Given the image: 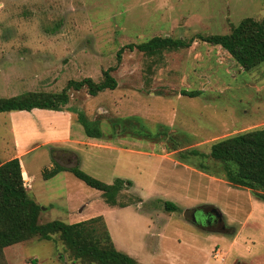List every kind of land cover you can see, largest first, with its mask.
<instances>
[{
  "label": "rangeland",
  "instance_id": "1",
  "mask_svg": "<svg viewBox=\"0 0 264 264\" xmlns=\"http://www.w3.org/2000/svg\"><path fill=\"white\" fill-rule=\"evenodd\" d=\"M246 17L263 20L264 0H0V97L57 94L69 80L91 77L98 82L111 68L115 89L95 96L85 88L69 89L62 109L71 111L74 120L78 111L95 120L101 140L119 136L140 141L154 154L174 151L165 156L168 160L161 159L156 183L168 175L167 201L179 211L168 212L163 199L141 198L134 190L135 183L147 184L148 163L142 179L137 166L125 170L134 180L119 199L133 203L110 207L99 190L71 173L44 179L42 172L53 158L64 166L78 163L81 170L111 183L123 172L113 167L112 154L87 146L79 158L77 151L45 141L51 134L39 126L30 135L18 131L17 142L12 123L25 127L38 118L46 122L47 133H55L57 117L0 112V159L7 160L18 150L25 154L23 163L36 173L27 190L41 208L38 223H69L104 210L112 242L137 264H264V201L216 176L219 163L207 156L215 141L264 127V62L244 70L226 50L197 38L229 33ZM154 36L194 41L153 55L125 48L117 59L122 46ZM182 91L199 94L191 97ZM171 160L197 169L208 165L213 171H202L201 178ZM205 206L221 213L224 228L193 221V210ZM68 207L74 210L70 217ZM0 264L97 263L75 258L54 234L50 240L36 236L4 248Z\"/></svg>",
  "mask_w": 264,
  "mask_h": 264
},
{
  "label": "trees",
  "instance_id": "2",
  "mask_svg": "<svg viewBox=\"0 0 264 264\" xmlns=\"http://www.w3.org/2000/svg\"><path fill=\"white\" fill-rule=\"evenodd\" d=\"M197 38L226 50L244 70H250L264 62V19L246 17L233 26L229 33L199 35ZM193 41L154 36L146 41L122 46L116 57L119 60L125 48L153 55L161 50L188 47ZM111 70H104L103 78L98 82L91 77L69 80L57 94L29 92L0 97V112L30 111L33 108L63 110L62 107L69 100V89L85 88L91 96L107 89H115L117 82L110 74ZM181 94L193 97L199 91H182ZM76 121L88 137H102L95 120H89L82 111L76 112ZM191 152L197 153L195 150ZM207 156L219 163L220 169L214 173L216 176L230 185L249 189L255 198L264 201V127L249 129L215 141ZM198 168L206 173L213 171L208 165H199ZM64 171L71 173L88 187L99 190L103 201L110 207L123 208L133 203L119 199L121 192L132 184L130 180L117 177L113 182L105 183L81 170L78 163L64 166L52 158V165L43 170L42 176L50 179ZM162 204L168 212L180 210L171 201L165 200ZM40 210L39 204L23 184L19 158L14 157L4 162L0 159V254L4 248L32 237L50 240L52 235L58 234L72 249L75 258L87 259L97 264H137L133 257L115 247L102 215L72 224L61 220L40 224Z\"/></svg>",
  "mask_w": 264,
  "mask_h": 264
},
{
  "label": "crops",
  "instance_id": "3",
  "mask_svg": "<svg viewBox=\"0 0 264 264\" xmlns=\"http://www.w3.org/2000/svg\"><path fill=\"white\" fill-rule=\"evenodd\" d=\"M25 112H39V114H51L54 115L55 117H57V122L54 123L53 125V129L55 131V133L53 131H50L49 133L46 132L47 129H49V127L47 126L46 122L44 120L41 119H32L30 122L27 123V126L25 127H18V124H11V132L13 134V137L16 139L15 134L18 131H23L26 132L27 135L30 134H34L36 131L34 129V127L39 126V127H43L40 128V130H43L42 132H45V134H51L50 136L45 137V141H50V140H55V142H57V144H59L60 146H63L64 148H69L71 150H75L77 151L78 157L80 158L81 154L86 153L85 151V147L90 146V147H96L99 149H103L106 150L108 153L112 154L115 157V162L113 167H119L120 170H123V172H118V177L122 178V179H129L133 182L134 179H131V175L128 174L127 171H125L127 168H130L131 166H137V177L139 178H143V173L145 171V174L147 172L146 170V165L147 163L150 165V173H148V180H147V184L143 185V186H137V184H133V188L134 190H139L141 195H138L141 198H146L147 196H151L154 195L156 198H161L164 201L167 200L168 195L170 196V192H168L167 188L169 187V185H167L166 180L169 179L168 175H164L159 182L158 186L156 183L157 180V175L160 171H158L160 168L159 165L161 166V159H165L168 160L165 156L168 154H172L174 151L169 152L168 154L164 155H158V154H154L152 151L153 148L150 147H145L146 145L143 143H140V141L137 140H126L125 138H121V137H116L115 139L113 138H107L105 140H101L102 138H91L88 137L85 133H82L81 131V127H79V125H76V120L73 119V114L66 110H47V109H39V108H33L30 111H25ZM41 120V121H40ZM59 120H62L61 124L56 125ZM42 125H41V124ZM78 123V122H77ZM79 124V123H78ZM83 130V128H82ZM84 132V131H83ZM17 142H19L16 139ZM98 142V143H95ZM28 153V151H27ZM26 153V155H27ZM24 153L21 154V152L18 150V154L15 156H11L9 159L17 157L20 160V164H21V170H22V179L23 181L26 180L29 182V187L28 189L32 188L33 182L36 179V173L32 172L28 166H26L23 161L22 158L25 156ZM21 155H23L21 157ZM141 157H144V159H142ZM146 157H148L149 159H146ZM153 158V159H152ZM7 159V160H9ZM5 160V161H7ZM4 162V161H2ZM171 163H173L174 166H180L185 170L190 171L192 174H195L201 178H203L204 173L198 168L195 167H189L188 165H186L185 163L178 161V160H171L169 161ZM122 165H127L126 167H124L122 169ZM51 166V165H50ZM152 168V170H151ZM118 171V170H117ZM136 171H134V173H136ZM65 172V171H64ZM62 172L58 173L57 175L61 174ZM69 173V172H67ZM55 175V176H57ZM117 178V177H115ZM114 178V179H115ZM27 188V187H26ZM156 194V195H155ZM87 203L84 205V207L82 209H80L79 211H83L86 208ZM67 212V217L72 216V213L74 212V210L71 207H68L66 209ZM105 213L106 211H102V216L104 217V219L106 220L105 217ZM97 215L94 214H89L85 217H78V218H72V220H70L71 222H69L68 224H72L75 222H79L81 220H86L92 217H95ZM106 222V221H105ZM107 225V222H106ZM108 231L109 234L111 236V239L113 238L111 230L109 229L110 227H108ZM113 240V239H112ZM116 247V246H115ZM123 252V251H122ZM127 254V253H126ZM129 255V254H128Z\"/></svg>",
  "mask_w": 264,
  "mask_h": 264
},
{
  "label": "flooded vegetation",
  "instance_id": "4",
  "mask_svg": "<svg viewBox=\"0 0 264 264\" xmlns=\"http://www.w3.org/2000/svg\"><path fill=\"white\" fill-rule=\"evenodd\" d=\"M193 215L196 216V220H194L195 223L200 224L201 226H213L215 224L216 226L224 228V225L222 223V217L217 218L215 216V212L212 211L209 207H201V209H194Z\"/></svg>",
  "mask_w": 264,
  "mask_h": 264
},
{
  "label": "water",
  "instance_id": "5",
  "mask_svg": "<svg viewBox=\"0 0 264 264\" xmlns=\"http://www.w3.org/2000/svg\"><path fill=\"white\" fill-rule=\"evenodd\" d=\"M212 211L215 212V216H216L217 218H221V217H222V216H221V213H220L219 211H217L216 209H212ZM192 219H193V221H194V220H196V217L193 215Z\"/></svg>",
  "mask_w": 264,
  "mask_h": 264
},
{
  "label": "built area",
  "instance_id": "6",
  "mask_svg": "<svg viewBox=\"0 0 264 264\" xmlns=\"http://www.w3.org/2000/svg\"><path fill=\"white\" fill-rule=\"evenodd\" d=\"M23 184H24V186L27 187V188L30 186V185H29V182L26 181V180L23 181Z\"/></svg>",
  "mask_w": 264,
  "mask_h": 264
}]
</instances>
